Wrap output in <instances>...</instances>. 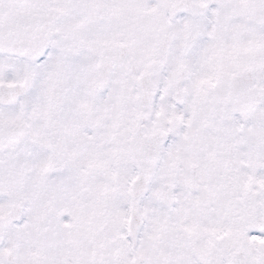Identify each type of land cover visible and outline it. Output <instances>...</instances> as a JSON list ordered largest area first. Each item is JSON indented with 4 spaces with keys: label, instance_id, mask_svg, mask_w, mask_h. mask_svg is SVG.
I'll return each mask as SVG.
<instances>
[{
    "label": "snow or ice",
    "instance_id": "6c2138e0",
    "mask_svg": "<svg viewBox=\"0 0 264 264\" xmlns=\"http://www.w3.org/2000/svg\"><path fill=\"white\" fill-rule=\"evenodd\" d=\"M0 264H264V0H0Z\"/></svg>",
    "mask_w": 264,
    "mask_h": 264
}]
</instances>
